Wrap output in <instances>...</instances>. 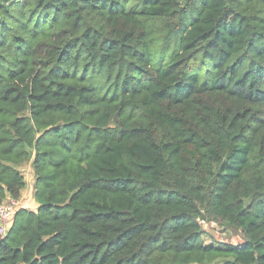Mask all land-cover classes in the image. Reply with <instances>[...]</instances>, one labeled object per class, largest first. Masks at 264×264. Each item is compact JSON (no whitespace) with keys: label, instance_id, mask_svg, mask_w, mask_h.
<instances>
[{"label":"trees","instance_id":"16d2710c","mask_svg":"<svg viewBox=\"0 0 264 264\" xmlns=\"http://www.w3.org/2000/svg\"><path fill=\"white\" fill-rule=\"evenodd\" d=\"M133 2L0 0V264H264V0Z\"/></svg>","mask_w":264,"mask_h":264},{"label":"rangeland","instance_id":"374dc122","mask_svg":"<svg viewBox=\"0 0 264 264\" xmlns=\"http://www.w3.org/2000/svg\"><path fill=\"white\" fill-rule=\"evenodd\" d=\"M140 1L141 0H134L133 5H139ZM19 170L24 177L25 186L22 190L23 193L22 204L15 205L14 209L16 211V209L23 206L28 210H36L37 206L36 204H33V200H32L34 178L32 175V171L30 169V164L23 165L22 167H20ZM9 201L10 200H7L6 202ZM203 230H204L203 239L206 244H210V243H215L218 245L223 243L237 244L242 242L243 239L240 230L229 228L220 222L205 221L203 224Z\"/></svg>","mask_w":264,"mask_h":264},{"label":"built area","instance_id":"2783aa9c","mask_svg":"<svg viewBox=\"0 0 264 264\" xmlns=\"http://www.w3.org/2000/svg\"><path fill=\"white\" fill-rule=\"evenodd\" d=\"M7 200L10 201L6 202ZM15 205H17L16 201L12 200L11 202V199H6L0 203V238L5 237L8 232L9 225L15 212Z\"/></svg>","mask_w":264,"mask_h":264},{"label":"crops","instance_id":"0c3cea01","mask_svg":"<svg viewBox=\"0 0 264 264\" xmlns=\"http://www.w3.org/2000/svg\"><path fill=\"white\" fill-rule=\"evenodd\" d=\"M22 196H23V193H21L20 198L16 201V204H17V205H21V204H22V201H23ZM32 200H33V196H32ZM33 204H35L34 201H33ZM21 207H22V208H25V207H23V206H21Z\"/></svg>","mask_w":264,"mask_h":264}]
</instances>
